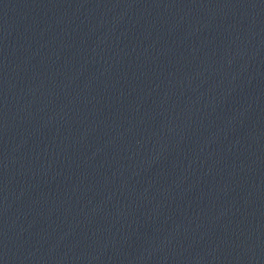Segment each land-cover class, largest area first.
Segmentation results:
<instances>
[{
  "label": "water",
  "instance_id": "obj_1",
  "mask_svg": "<svg viewBox=\"0 0 264 264\" xmlns=\"http://www.w3.org/2000/svg\"><path fill=\"white\" fill-rule=\"evenodd\" d=\"M0 264H264V0H0Z\"/></svg>",
  "mask_w": 264,
  "mask_h": 264
}]
</instances>
